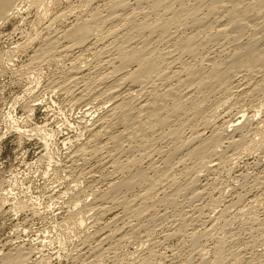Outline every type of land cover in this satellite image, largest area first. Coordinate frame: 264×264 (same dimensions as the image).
Here are the masks:
<instances>
[{
  "label": "rangeland",
  "instance_id": "374dc122",
  "mask_svg": "<svg viewBox=\"0 0 264 264\" xmlns=\"http://www.w3.org/2000/svg\"><path fill=\"white\" fill-rule=\"evenodd\" d=\"M145 1L122 0L123 6L121 0H26L9 23L0 25V264L18 252H24L21 264H264V64L251 67L246 58L252 52V56L264 58V5L258 0H164L169 2L167 6L164 2V7L156 10L153 2L160 0ZM234 1L241 2L239 9L247 12L236 10L243 16L239 22H244V30L240 29L242 23L235 26L227 17L235 11ZM181 11L183 17L173 18L172 14L182 16ZM94 15L102 22L98 32L86 45H76L68 31L91 21ZM124 16H131L132 26L136 20L134 28ZM140 21L151 26L156 22L154 26L164 31L149 34L146 30L142 36L134 35ZM124 29L132 30L133 35ZM217 33L222 36L216 37ZM192 36L199 40L194 38L195 57L183 52V40ZM129 39L134 40L129 44L131 49L142 46L144 54L151 57L153 52L155 63L159 61L148 85L125 82L127 73L137 69L136 64L121 72L116 70L120 65L118 49L127 48ZM239 58L245 59L235 67L234 59ZM212 67H224V85L214 82ZM184 68L205 71L198 76L208 78L211 88L200 86L197 76L188 84ZM105 76L109 79L104 82ZM117 86L120 94L113 98L108 90ZM151 99L160 101L158 107L153 104L158 110L163 107L159 111L167 117L174 110L173 104H181L184 111L170 114L168 126L145 131L138 125H119L112 115L116 102L128 106L132 102L135 112ZM141 117L146 119L145 114ZM131 133L135 137H130ZM198 134H202V142L212 143L220 137L214 142L216 154L209 143L206 156H190L200 146V140H193ZM126 164L131 165L126 168ZM118 166L128 170L122 167L119 170L124 173H119ZM138 174L141 177L135 182ZM146 176L150 183L143 181ZM131 177L135 183L128 190L112 187L130 183ZM148 186H153L154 192L147 191H151ZM141 193L148 196L142 199ZM134 196L137 201H132ZM140 200L144 207H140Z\"/></svg>",
  "mask_w": 264,
  "mask_h": 264
},
{
  "label": "bare ground",
  "instance_id": "6f19581e",
  "mask_svg": "<svg viewBox=\"0 0 264 264\" xmlns=\"http://www.w3.org/2000/svg\"><path fill=\"white\" fill-rule=\"evenodd\" d=\"M26 0H0V25L1 24H3L5 21H6V23H4V24H7V23H9V19H10V17L12 18V16L13 15H15L16 14V12H17V10L18 9H20V8H18L20 5V3L22 4V3H24ZM28 1V0H27ZM86 1V0H85ZM143 1V0H142ZM176 1V0H175ZM228 1H231V0H228ZM239 1H241V0H239ZM29 2H30V0H29ZM33 2V1H32ZM37 2V1H36ZM117 2V1H116ZM126 2H128V1H126ZM144 2H146L145 0H144ZM148 2V1H147ZM165 2V6H167V4L166 3H169V2H166V1H159V2H153V3H155L156 5H155V9L156 10H158L160 7H162L163 6V3ZM200 2V1H199ZM212 2H213V0H212ZM219 2H220V0H219ZM232 2V1H231ZM235 2V1H234ZM242 2V1H241ZM241 2H238V3H240V4H242ZM257 2V1H256ZM120 3H122V0H121V2ZM123 3H124V1H123ZM122 3V5L123 6H126V4H123ZM210 3V2H209ZM214 3H216L215 1H214ZM220 3H222V2H220ZM238 3H236L235 2V4H233L232 6H234V8H233V10L235 9V11H233V12H231V13H228L229 15H227V17L229 16V19H230V22L231 23H233V24H237V25H235V26H241V28L240 29H242L243 28V26H245V25H243L244 24V22H239V18H240V21L242 20L241 18H243V16H241L240 17V15L239 14H237L238 12L236 11V10H241V9H239V7H240V5L238 4ZM246 3V2H245ZM116 4H118V2L117 3H115L114 5V7H116ZM147 4V3H146ZM183 4V3H182ZM203 4V3H202ZM201 4V5H202ZM228 4V3H227ZM253 4V3H252ZM258 4L259 5H261V6H263L264 5V0H258ZM138 5H139V3H138ZM239 5V6H238ZM26 6V5H25ZM41 6V5H40ZM119 6V5H118ZM153 6H154V4H153ZM153 6H151V7H149V8H151V9H154L153 8ZM170 6V5H169ZM198 6V5H197ZM197 6H195V8L197 7ZM203 6H205V5H203ZM213 6V5H212ZM211 6V7H212ZM216 6V5H215ZM220 7L222 6V5H219ZM229 6V5H228ZM235 6H238V9L235 7ZM242 6V5H241ZM248 6H250V5H248ZM256 6V5H255ZM113 6H111V8H112ZM113 7V8H114ZM164 7V6H163ZM225 7V6H224ZM253 7V6H252ZM258 7V6H257ZM22 8H23V6H22ZM106 8V7H105ZM112 8V9H113ZM119 8H121L120 6H119ZM123 8H125V7H123ZM126 8H128V7H126ZM182 8V7H181ZM205 8H206V6H205ZM213 8H214V6H213ZM213 8H211V9H213ZM219 8V7H218ZM242 8V7H241ZM249 8V7H248ZM256 8V7H255ZM263 8V7H262ZM38 9V8H37ZM45 9V8H44ZM114 9H116V8H114ZM167 9H169V8H166V10L165 11H168ZM171 9H172V7H171ZM185 9V8H184ZM220 9V8H219ZM244 9V8H243ZM20 10H22V9H20ZM121 10H123V9H121ZM155 10V11H156ZM222 10V9H221ZM246 11L248 10V9H245ZM262 10H264V9H262ZM24 11V10H23ZM135 11V10H134ZM134 11H133V13H134ZM155 11L153 12V13H155ZM164 11V10H163ZM164 11V12H165ZM171 11V10H170ZM170 11H168V12H170ZM174 11V10H173ZM192 10H190V12H191ZM214 11V10H213ZM229 11V10H228ZM241 11H243L244 12V14L246 13L247 14V12H245L244 10H241ZM159 12H160V10H159ZM178 12V11H177ZM176 12V13H177ZM184 13V11H181V15L182 16H178L177 14V16L175 15L174 16V14H172V16H173V18L175 17V19L177 18V17H179V18H181V17H183V13ZM193 12V11H192ZM208 12L210 13V10H208ZM226 12V11H225ZM19 13V12H18ZM137 13V12H136ZM179 13V12H178ZM261 13V12H260ZM52 14V13H51ZM121 14V13H120ZM130 14H132V13H130ZM148 14V13H147ZM147 14H144V15H147ZM168 14V13H167ZM167 14H164V15H167ZM243 13L241 14V15H244ZM45 15V14H44ZM49 15V14H48ZM89 15V14H88ZM126 15V14H125ZM151 15V14H150ZM158 15V14H157ZM162 15V14H161ZM160 15V16H161ZM187 15V14H186ZM192 15H193V13H192ZM191 15V16H192ZM262 15V14H261ZM260 15V16H261ZM99 16H101V14L99 15ZM115 16V15H114ZM195 16V15H194ZM246 16V15H245ZM248 16H250V14L248 15ZM116 17H118V16H116ZM124 17H127V19H130L131 18V16H130V18H129V16H124ZM196 17V16H195ZM226 17V18H227ZM257 17V16H256ZM58 18H59V16H58ZM62 18V17H61ZM113 18V17H112ZM159 18V17H158ZM187 18V17H186ZM189 18V17H188ZM192 18V17H191ZM224 18V17H223ZM127 19H124V20H127ZM172 19V18H171ZM175 19H173V21L175 20ZM244 19H247V16H246V18H244ZM243 19V20H244ZM7 20H8V22H7ZM38 20V19H37ZM85 20V19H84ZM87 20V19H86ZM85 20V21H86ZM111 20V19H110ZM121 20V19H120ZM146 20V19H145ZM157 20V19H156ZM181 20V19H180ZM188 20V19H187ZM222 20V19H221ZM220 20V21H221ZM11 21V20H10ZM88 21V20H87ZM101 21V19L100 18H98V15L96 16V15H94L92 18H91V21L89 20L88 22H84V23H80V24H77L76 26H74L73 28H72V30H67L69 33L67 34L68 36H69V39H71L76 45H79V46H83V45H86L87 43H88V41L91 39V37L93 36V35H96V33L98 32L97 30H98V28H99V26H100V24H99V22ZM102 21L104 22V19H102ZM129 21V25L131 24V26H132V22H133V20H128ZM136 21V20H135ZM135 21H134V25L132 26L133 28H134V26H135ZM152 21V20H151ZM158 21V20H157ZM141 22V21H140ZM185 22V21H184ZM211 22V21H210ZM242 23L241 25H238V23ZM55 23V22H54ZM100 23H102V22H100ZM123 23H124V21H123ZM148 23H150V22H148L147 21V23H143L142 24V22L141 23H139V24H141L140 26L138 25L136 28H135V30H133L132 28V30L133 31H135V34L134 35H136V34H138V35H141L140 33L142 32V35H143V31L144 32H146V30L148 31V33L150 34L151 33V31H158V29H160V30H162V31H164V29H161V28H158V27H155L154 25H156L155 23H154V25L153 26H151V25H149ZM166 23H168V22H166ZM176 23V22H175ZM199 23V22H198ZM40 24V23H39ZM50 24H52V23H50ZM104 24V23H103ZM125 25H126V23H124ZM128 24L126 25V27L125 26H123V28L125 27V28H127V26H128ZM172 24V23H171ZM196 24H197V22H196ZM201 24H202V22H201ZM99 25V26H98ZM166 25V24H165ZM164 24H163V27L165 26ZM210 25V24H209ZM227 25V24H226ZM258 25V24H257ZM3 26V25H2ZM159 26V25H158ZM167 26V25H166ZM234 26V25H233ZM160 27H162V26H160ZM209 27V26H208ZM215 27V26H214ZM225 27V26H224ZM101 28V27H100ZM222 28V27H221ZM234 28V27H233ZM261 28H262V26H261ZM213 29V28H212ZM227 29V28H226ZM226 29H224L223 28V31H227ZM232 29V28H231ZM126 29H124V31H125ZM132 30H126V31H131L130 32V35H133V33H132ZM206 30H208L207 28H206ZM221 30V29H220ZM233 30V29H232ZM234 30H237V29H234ZM242 30H244V29H242ZM165 31H167V30H165ZM208 31H211L210 29L208 30ZM114 32H116V31H114ZM239 32V31H238ZM241 32V31H240ZM240 32H239V34H240ZM256 32V31H255ZM117 33V32H116ZM128 33V32H127ZM159 33V32H158ZM161 33V32H160ZM166 35H167V33L166 32H164ZM163 33V34H164ZM226 33V32H225ZM129 34V33H128ZM147 34V33H146ZM148 34V35H149ZM163 34H161V35H163ZM164 34V35H165ZM218 34V33H217ZM236 34H237V32H236ZM53 35V34H52ZM115 35H117V34H115ZM130 35H127V37L129 36L130 37ZM137 35V36H138ZM141 35V36H142ZM156 35V34H155ZM221 35V33L220 34H218V35H216V37H218V36H220ZM257 35V34H256ZM112 36V35H111ZM140 36V37H141ZM151 36H153V33H152V35H149V37L150 38H152ZM175 36V35H174ZM222 36V35H221ZM220 36V37H221ZM240 36V35H239ZM128 37V38H129ZM132 37V36H131ZM139 37V36H138ZM138 37H136V38H138ZM164 37V36H163ZM213 37V36H212ZM215 37V38H216ZM220 37L218 38V40L220 39ZM224 37V36H223ZM222 37V38H223ZM228 37V36H227ZM231 37V36H230ZM237 37V36H236ZM256 37V36H255ZM65 38V37H64ZM67 38V37H66ZM124 38H126V37H124ZM134 38V37H133ZM147 37H145V39H146ZM191 38V37H190ZM190 38H186V39H188V40H186V41H184L183 40V43H182V45L184 44V51H183V47H182V50L181 51H183V52H185V50H186V53H188V55H191V56H196V52H195V54H193V47L195 46V41H194V38H196L197 40H198V38H197V36L195 37L194 36V38H193V36H192V38L190 39ZM232 38V37H231ZM102 39V38H101ZM175 39V38H174ZM226 39V38H225ZM241 39V38H240ZM239 38H238V40H240ZM66 40V39H65ZM129 40H131V41H127V43H125V42H123L122 40V42L123 43H125L126 45H128V47L126 48H124V47H119V48H121V49H118V50H120L119 52H118V57H117V59L116 60H118L119 61V63H120V65L118 66V68L116 69V70H118V72L120 71H123V70H126V69H128V67L129 66H132V65H137V69L135 70V71H133V72H129V73H127V75L125 76V82H129V83H132L133 85H140L141 83H148V81H150L152 78H153V73L155 72V70H156V66H158V64H159V61L157 62L156 61V63H155V56L154 57H152L153 56V52H152V56L150 57V54H149V57L146 55L147 53H145L144 54V52L140 49V48H138V49H131L130 47H129V44H131L130 42H132V41H134L133 39H129ZM170 40V39H169ZM168 40V41H169ZM242 40V39H241ZM60 41V40H59ZM69 41V40H68ZM148 41H150L149 39H148ZM199 41V40H198ZM212 41V40H211ZM167 42V41H166ZM165 42V43H166ZM180 42V41H179ZM240 42V41H239ZM238 42V43H239ZM98 43H100V41H98ZM118 43V42H117ZM142 43H143V41H142ZM145 43H147L148 45H149V43L147 42V41H145ZM199 43V42H198ZM257 43H258V41H257ZM57 44V43H56ZM201 44V43H200ZM251 44H252V42H251ZM54 45H55V43H54ZM146 45V44H145ZM177 45V44H176ZM180 45H181V43H180ZM250 45V44H249ZM256 45V44H255ZM254 44L253 45H251V46H255ZM57 46V45H56ZM119 46H121V45H119ZM137 46V45H136ZM136 46H133V47H136ZM197 46V45H196ZM199 46V45H198ZM259 46V45H258ZM257 46V47H258ZM94 47V46H93ZM132 47V46H131ZM150 47V46H149ZM159 47V46H158ZM181 47V46H180ZM248 47V46H247ZM246 47V48H247ZM74 48V47H73ZM76 48V47H75ZM104 48V47H103ZM108 48H109V46H108ZM137 48V47H136ZM144 48V47H143ZM147 48V47H146ZM198 48L199 47H196V49H197V51H198ZM202 48V47H201ZM245 48V49H246ZM255 48V47H254ZM253 48V49H254ZM259 48V47H258ZM55 49H56V47H55ZM65 49V48H64ZM140 49V50H139ZM179 49V48H178ZM177 49V50H178ZM158 50V49H157ZM156 50V51H157ZM168 50V49H167ZM240 50H241V48H240ZM250 49H248V51H249ZM48 51V50H47ZM65 51H67V49L65 50ZM194 51H196V50H194ZM220 51V50H219ZM226 51V50H225ZM248 51H247V53H248ZM251 51V50H250ZM147 52H148V50H147ZM104 53V52H103ZM161 53H162V51H161ZM198 53V52H197ZM253 53V52H252ZM252 53H248L247 55H248V57H249V54H251V57H247V55H246V58H247V60L249 59V61L247 62V63H249V66H251V67H256L255 65L257 64H260V63H262V64H264L263 62H264V58H263V56H260V55H257V54H255V56H254V54H253V56H252ZM98 54V53H97ZM175 54V53H174ZM183 54V53H182ZM193 54V55H192ZM246 54V53H245ZM46 55V54H45ZM70 55V54H69ZM262 55V54H261ZM68 56V55H67ZM113 56V55H112ZM200 56V55H199ZM240 55H238V57H239ZM109 57H110V55H109ZM157 57H159V55L157 56ZM194 57H192V58H194ZM198 57V56H197ZM237 57V56H236ZM238 57H237V59H238ZM37 58V57H36ZM99 58V57H98ZM220 58V57H219ZM39 59V58H38ZM195 59V58H194ZM236 59V60H237ZM245 59V58H244ZM244 59H240L239 58V60H235L234 59V62H235V67H240L241 65H242V62H243V60ZM96 60V59H95ZM115 60V61H116ZM160 60V59H159ZM179 60V59H178ZM207 60V59H206ZM246 60V61H247ZM112 61V60H111ZM183 61V60H182ZM94 62V61H93ZM164 62H165V60H164ZM174 62V61H173ZM178 62V61H177ZM176 62V63H177ZM180 62V61H179ZM210 62V61H209ZM229 62H232L231 60L229 61ZM45 63V62H44ZM175 63V64H176ZM228 63V62H227ZM108 64H110V62L108 63ZM246 64V63H245ZM245 64H243V66L245 65ZM111 66H112V64H110ZM169 65V64H168ZM184 65V64H183ZM230 65V64H229ZM231 65H233V63L231 64ZM247 65V64H246ZM261 65V64H260ZM114 66V65H113ZM203 66V65H202ZM213 66V65H212ZM217 66V65H216ZM95 67V66H94ZM165 67V66H164ZM170 67H171V65H170ZM185 67V66H184ZM221 66H219V68H220ZM264 67V66H263ZM263 67H261V68H263ZM99 68V67H98ZM160 68V66L157 68V69H159ZM169 68V67H168ZM188 68V67H187ZM187 68H184V70L185 69H187ZM193 68H194V66H193ZM213 68V67H212ZM222 68H224V67H222ZM221 68V69H222ZM226 68V67H225ZM234 68V67H233ZM114 69V68H113ZM183 69V68H182ZM181 69V70H182ZM201 69H202V67H201ZM204 69V68H203ZM218 68H213L212 69V78L215 80H213L214 82H220L221 83V80H223V77L224 76H226L227 74L226 73H224L225 71H223V69H222V71H223V73H222V71H221V69H218ZM229 69V68H228ZM241 69H242V67H241ZM250 69V68H249ZM160 70V69H159ZM235 70H236V68H235ZM257 70V69H256ZM171 71V70H170ZM209 71V70H208ZM229 71H231L230 69H229ZM196 72V73H195ZM198 72H200V70H194V69H192V68H190V69H187V74H188V77L186 76V78L188 79V80H184V81H189V82H194L195 81V77H196V79L198 78V77H200V81L197 79L196 81L198 82H200L199 84H200V86H202V85H204V86H207L208 87V85H209V83L206 81L208 78H206V79H203V77H204V75H203V77L202 76H198ZM205 72V71H204ZM204 72H200V74H204ZM227 72H228V70H227ZM234 73L236 72V71H233ZM240 72V71H239ZM74 73V72H73ZM79 73V72H78ZM77 73V74H78ZM113 73H117L116 71L115 72H113ZM158 73L159 72H157L156 71V74L158 75ZM164 73V72H163ZM175 73V72H174ZM177 73V72H176ZM238 73V72H237ZM72 74V73H71ZM114 74V75H115ZM120 74V73H119ZM167 74V73H166ZM208 75H210L209 73H207ZM256 74V73H255ZM156 75V76H157ZM178 75V74H177ZM176 75V76H177ZM182 75V74H181ZM86 76V75H85ZM89 76V75H88ZM91 76V75H90ZM176 76H175V78H173V79H176ZM211 76H208L210 79H211ZM235 76V75H234ZM159 77V76H158ZM167 77H169V75L167 76ZM179 78V77H178ZM185 78V79H186ZM224 78H226L227 79V76L226 77H224ZM233 78V77H232ZM231 78V79H232ZM107 79H109L108 77H106L105 76V78H104V82L107 80ZM171 79V78H170ZM247 79V78H246ZM245 79V80H246ZM102 81H103V79H101ZM100 80V81H101ZM211 80V81H212ZM220 80V81H219ZM101 81V82H102ZM183 81V85H184V83H186V82H184ZM210 81V83L211 84H213L212 82ZM228 81H230V80H228ZM247 81V80H246ZM74 82V81H73ZM77 82V81H76ZM84 82H86V81H84ZM99 82V81H98ZM103 82V83H104ZM119 82V81H118ZM124 82V83H125ZM170 82V81H169ZM189 82H187L188 84H189ZM196 82V83H197ZM225 82V81H224ZM227 82V81H226ZM89 83V82H88ZM120 83H122V82H120ZM146 83V84H147ZM150 83V82H149ZM168 83V82H167ZM181 83H179V84H181ZM186 83V84H187ZM220 83L217 85V86H219L220 85ZM182 84H181V86H182ZM224 85V83H221V85ZM226 84V83H225ZM96 85V84H95ZM116 85V84H115ZM148 85V84H147ZM151 85V84H150ZM149 85V86H150ZM193 85H195V84H193ZM192 85V86H193ZM214 85H215V83H214ZM214 85L212 86V88L214 87ZM220 85V86H221ZM262 85H264V83L262 84ZM64 86V85H63ZM62 86V87H63ZM112 86V85H111ZM141 86H142V84H141ZM169 86V85H168ZM185 86V85H184ZM196 86H198L197 84H196ZM210 87H208V88H211V85H209ZM85 87V86H84ZM93 87V86H92ZM188 87V86H187ZM225 87V89H227V86H224ZM73 88V87H72ZM118 88H120L119 86H117V87H112V88H110L108 91H109V94H110V96H112L113 98H117V95L118 94H120L119 93V90H118ZM156 88V87H155ZM158 88V87H157ZM191 88V87H190ZM204 88V87H203ZM223 88V87H222ZM229 88V87H228ZM242 88V87H241ZM259 89H257V90H259L260 91V87H258ZM200 89V88H199ZM206 89V88H205ZM256 89V88H255ZM264 89V88H263ZM121 90V89H120ZM147 90V89H146ZM158 90V89H157ZM178 90V89H177ZM176 90V91H177ZM183 90V89H182ZM200 90H202V87H201V89ZM222 90V89H221ZM233 90V89H232ZM262 90V89H261ZM90 91H92V89L90 90ZM89 91V92H90ZM96 90H94V92H95ZM105 91H106V89H105ZM122 91V90H121ZM167 91H169V90H167ZM172 90H170V92H171ZM192 91H193V89H192ZM196 91V90H195ZM220 91V90H219ZM228 91V90H227ZM226 91V92H227ZM254 91V90H253ZM256 91V90H255ZM254 91V92H255ZM73 92V91H72ZM107 92V91H106ZM154 92V91H153ZM152 92V93H153ZM179 92V91H178ZM213 92V91H212ZM233 92V91H232ZM70 93V92H69ZM88 93V92H87ZM105 93V92H104ZM139 93H140V91H139ZM147 93H149V92H147ZM172 93V92H171ZM200 93V92H199ZM231 93V92H230ZM252 93V92H251ZM127 94V93H126ZM61 95V94H60ZM107 95V94H106ZM137 96H139L138 95V93L136 94ZM142 95V94H141ZM140 95V96H141ZM150 96H151V94H149ZM155 95V94H154ZM182 95V94H181ZM181 95H179L180 97H181ZM149 96V98H151ZM157 96H159L158 94L156 95V97ZM172 96H174V95H172ZM176 96V95H175ZM142 97V96H141ZM144 97V96H143ZM154 97V96H153ZM104 98V97H103ZM110 98V97H109ZM112 98V99H113ZM155 98V97H154ZM162 97H160V99H161ZM172 98V97H171ZM176 98V97H175ZM175 98H173V99H175ZM131 99H132V96H131ZM142 99V98H141ZM159 99V97H158V100H160ZM163 99V98H162ZM190 99H191V97H190ZM84 100V99H83ZM96 100V99H95ZM106 100V99H105ZM117 100V99H116ZM119 100V99H118ZM152 100V99H151ZM158 100L156 99V102L155 101H146V103H144V105H142V106H140L139 108H138V110H136L135 112H134V109H133V106H131L132 105V102L129 104L130 106H128V104L127 105H123L122 103H119L118 104V102H116L115 103V107H114V109H113V112H112V115L114 114L115 115V118L114 119H116V121H117V123L119 124V125H122V126H125V125H128L127 127L128 128H134V125H138V128H140V126L143 128V130L145 131V129L146 128H150V127H152V128H156V127H166V125L168 126L169 124H168V121L170 120V119H172V118H169V117H172V116H170V114H173V116H174V114L176 115V114H178V112L182 109L183 110V108H182V106H181V104L177 107V105L176 106H174V104L172 105L173 107H171V108H173V109H171V111L172 112H167L166 110V112L168 113V117L166 116L167 114H165V115H162L161 113H160V111L159 110H162V108L161 109H157L156 107H155V105L157 104V107H158V104L160 105V101H159V103H158ZM164 100V99H163ZM167 100V99H166ZM170 100V99H169ZM176 101L175 102H177V99H175ZM74 101V100H73ZM103 101V100H102ZM138 101V100H137ZM92 102V101H91ZM106 102V101H105ZM112 102H114V101H112ZM134 102H135V104H136V101L134 100ZM174 102V101H173ZM182 102V101H181ZM189 102V101H188ZM127 103V102H126ZM155 105H154V104ZM163 103H165V101L163 102ZM194 103V102H193ZM85 104V103H84ZM138 104V103H137ZM220 104V103H219ZM114 105V104H113ZM200 105V104H199ZM235 105V104H234ZM181 106V107H180ZM187 106V105H186ZM194 106V105H193ZM184 107V106H183ZM166 108V107H165ZM164 108V109H165ZM170 108V107H169ZM220 108V107H219ZM166 109H168V108H166ZM193 110V109H192ZM200 110V109H199ZM184 111V110H183ZM215 111V110H214ZM161 112H164V111H161ZM165 112V113H166ZM193 112V111H192ZM182 113V112H181ZM195 113V112H194ZM204 113V112H203ZM206 113V112H205ZM228 113V112H227ZM144 114H145V117H146V119H144L143 117H141L142 115L144 116ZM164 114V113H163ZM195 115H198V113H195ZM254 116V115H253ZM194 117V116H193ZM200 117V116H199ZM105 118V117H104ZM142 118H143V120H145L143 123H142ZM168 118H169V120H168ZM109 119V118H108ZM181 119V118H180ZM184 119V118H183ZM196 119V118H195ZM249 119V118H248ZM251 119V118H250ZM102 121V120H101ZM181 121V120H180ZM103 122V121H102ZM170 122V121H169ZM173 122V121H172ZM202 122H203V119H202ZM131 123V124H130ZM198 123V122H197ZM229 123V122H228ZM240 123V122H239ZM173 124H175V123H173ZM171 125V124H170ZM223 125V124H222ZM114 126V125H113ZM113 126H111V127H113ZM207 126V125H206ZM200 127H202V126H200ZM204 127V126H203ZM125 128V127H124ZM128 128H125V130L126 129H128ZM137 128V129H138ZM145 128V129H144ZM148 128V129H149ZM207 128H208V126H207ZM114 129V128H113ZM141 129V128H140ZM139 129V130H140ZM196 129H197V127H196ZM124 130V131H125ZM133 129H131V131H132ZM138 130V131H139ZM190 130V129H189ZM199 130V129H198ZM108 131V130H107ZM107 131H105V132H103V134L105 133V134H107ZM129 131V130H128ZM141 131V130H140ZM139 131V132H140ZM164 131V130H163ZM174 131V130H173ZM192 131V130H191ZM195 131V130H194ZM235 131H237V129L235 130ZM37 132V131H36ZM101 132V131H100ZM99 132V133H100ZM113 132V131H112ZM120 132V131H119ZM126 132V131H125ZM134 132H137V131H135L134 130ZM133 132V134H137V133H139V132H137V133H134ZM143 132V131H142ZM142 132H140L141 134H142ZM153 132V131H152ZM176 132V131H175ZM223 132V131H222ZM235 133V132H234ZM124 134V133H123ZM132 133L131 134H129V135H131L130 137H135V135H133ZM112 135V134H111ZM122 135V134H121ZM133 135V136H132ZM169 135V134H168ZM172 135H173V133H172ZM177 135V134H176ZM179 135V134H178ZM200 135H202V134H200ZM199 134L196 136V137H194L195 139H193L194 141H198V140H200V142L202 143H200V146L198 145L197 146V148H194L193 149V153H192V151H191V153H190V156L192 155L193 157H195V158H202L203 156H206V154H205V151H207L206 149H208L210 146H213V148H214V145H215V143L217 142L216 140L218 139L219 140V138L220 137H218V138H216V139H214V137H213V141L215 142H212V143H210L211 141L209 140V138H207V141L208 142H202L201 141V136H200ZM219 135V134H218ZM221 135H222V133H221ZM220 135V136H221ZM232 135V134H231ZM100 136V135H99ZM185 136V135H184ZM95 137V136H94ZM104 137H106L105 135H104ZM122 137V136H121ZM126 137V136H125ZM129 137V136H128ZM128 137L126 138V139H128ZM137 137H139V135H137ZM172 137V136H171ZM117 138V137H116ZM116 138L114 139V140H116ZM140 138V137H139ZM161 138V137H160ZM175 138V137H174ZM212 138V137H211ZM118 139V138H117ZM133 139V141H135V139L134 138H131V140ZM137 139V138H136ZM185 139V138H184ZM89 140V139H88ZM91 140V139H90ZM113 140V139H112ZM129 141H130V139H128ZM141 140V139H140ZM153 140V139H152ZM151 140V141H152ZM167 140V139H166ZM174 140V139H173ZM175 140H177L176 138H175ZM132 141V142H133ZM137 141V140H136ZM177 141H179V140H177ZM193 141V142H194ZM220 141V140H219ZM46 142V141H45ZM115 142V141H114ZM166 142V141H165ZM185 142V141H184ZM89 143V142H88ZM109 143V142H108ZM119 143V142H118ZM128 143V142H127ZM168 143V142H167ZM192 143V142H191ZM211 145H210V144ZM218 143V142H217ZM220 143V142H219ZM45 144V143H44ZM114 144V143H113ZM148 144V143H147ZM207 144H209V147L207 146ZM121 145H122V143H121ZM178 145V144H177ZM235 145H236V143H235ZM109 146V145H108ZM111 146V145H110ZM120 146V145H119ZM122 146H124V145H122ZM136 146H138V145H136ZM156 146V145H155ZM217 146V145H216ZM220 146H222V145H220ZM220 146H218V147H220ZM148 147H149V145H148ZM183 147H185V146H183ZM114 148V147H113ZM117 148V147H116ZM143 148V147H142ZM153 148V147H152ZM179 148V147H178ZM97 149V148H96ZM96 149H94V150H96ZM99 149V148H98ZM106 149H108V147L106 148ZM112 149V148H111ZM115 149V148H114ZM145 149V148H144ZM148 149V148H147ZM92 150V149H91ZM118 150V149H117ZM131 150H132V148H131ZM149 150V149H148ZM154 150V149H153ZM214 150H217V147L216 148H214L213 149V153L215 152ZM221 150V149H220ZM78 151V150H77ZM76 151V152H77ZM103 151V150H102ZM115 151V150H114ZM128 151H129V149H128ZM211 151V150H210ZM97 152V151H96ZM138 152V151H137ZM153 152V151H152ZM79 153V152H78ZM78 153H76L77 154V156H78ZM91 153V152H90ZM116 153H117V151H116ZM176 153H177V151H176ZM210 153V154H209ZM207 152V155H211V154H213V153H211V152ZM98 154V153H97ZM205 154V155H204ZM214 154H216V152L214 153ZM74 154H72V156H73ZM112 155V154H111ZM141 155V154H140ZM173 155V154H172ZM71 156V157H72ZM96 156V155H95ZM149 156V155H148ZM153 156V155H152ZM190 156H188L190 159H192L193 157H190ZM122 157V156H121ZM217 157H219V156H217ZM216 157V158H217ZM142 158V157H141ZM84 159V158H83ZM94 159V158H93ZM126 159V158H125ZM169 159V158H168ZM185 159V158H184ZM203 159H206V157L205 158H203ZM97 160V159H96ZM201 160V159H200ZM207 160V159H206ZM75 161V160H74ZM86 161V160H85ZM121 161V160H120ZM133 161V160H132ZM141 161V160H140ZM156 161V160H155ZM187 161V160H186ZM195 161H196V159H195ZM203 161H205V160H202V162ZM192 162V161H191ZM199 162V161H198ZM128 163H129V161H128ZM134 163H136V162H134ZM133 163V164H134ZM143 163V162H142ZM170 163V162H169ZM206 163V162H205ZM122 164V163H121ZM196 164V163H195ZM199 164H201V163H199ZM127 165V164H126ZM129 165H131V164H128L127 166H126V168L128 167L129 168ZM140 165V164H139ZM154 165V164H153ZM167 165H169V164H167ZM173 165V164H172ZM203 165V163L201 164V168L204 166H202ZM218 165V164H217ZM119 166H121V165H119ZM118 166V169L117 170H119V168H122V167H119ZM175 166V165H174ZM197 166V165H196ZM82 167V166H81ZM117 167V166H116ZM193 167V166H192ZM206 167H208V166H206ZM194 168V167H193ZM198 168V167H197ZM85 169V168H84ZM113 169V168H112ZM123 170H125L124 169V167L122 168ZM122 169L121 170H119V173H124V172H122ZM178 169V168H177ZM203 169V168H202ZM126 170H128V169H126ZM125 170V171H126ZM161 171H162V169H160ZM165 170V169H164ZM121 171V172H120ZM130 171V170H129ZM140 171V170H139ZM185 171H187V170H185ZM137 172V171H136ZM146 172V171H145ZM156 172V171H155ZM160 172V171H159ZM169 172V171H168ZM84 173V172H83ZM141 173V172H140ZM156 173H158V172H156ZM164 173V172H163ZM174 173V172H173ZM181 173V172H180ZM190 173V172H189ZM191 173H193V172H191ZM142 174V173H141ZM182 174V173H181ZM123 175V174H122ZM140 174H138V176H136V180H135V182L138 180V177H141V176H139ZM157 175V174H156ZM163 175V174H162ZM166 175V174H165ZM174 175V174H173ZM189 175V174H188ZM198 175H199V173H198ZM201 175V174H200ZM130 176V175H129ZM168 176V175H167ZM159 177V176H158ZM164 176H162V177H160V179H158L157 177V180H160L161 181V179L163 178ZM187 177V176H186ZM130 178V177H129ZM146 178L147 179H145V180H143V181H148V178L149 177H147L146 176ZM142 179H144V176H143V178ZM194 179V178H193ZM127 180H129V179H127ZM132 177H131V182L129 183V181H126L125 182V179H124V182L125 183H117V184H119V185H114V186H112V187H114V188H116V191H120L122 188H126V190H128L127 188H130V186H132L131 184H133L134 185V183L135 182H132ZM139 180H141V179H139ZM150 180H151V178H150ZM105 181V180H104ZM123 181V180H122ZM160 181H158V182H160ZM149 182V181H148ZM156 182V181H155ZM175 182V181H174ZM193 182H194V180H193ZM150 183V182H149ZM157 183V182H156ZM173 183V182H172ZM137 184H139V182L137 183ZM136 184V185H137ZM144 184V183H143ZM142 184V185H143ZM153 184V183H152ZM157 184H159V183H157ZM174 184V183H173ZM140 185H141V183H140ZM150 185V184H149ZM154 186H155V184H153ZM185 185V184H184ZM193 185V184H192ZM206 185V184H205ZM117 186H118V188H117ZM190 186V185H189ZM138 187V186H137ZM148 187H151V186H148ZM172 187V186H171ZM178 188V187H177ZM180 188V187H179ZM205 188V187H204ZM131 189H132V187H131ZM134 189V188H133ZM151 189V191L150 190H147V191H149V192H154V191H152V189H154L153 188V186L150 188ZM174 189H176V188H174ZM191 189H193V187L191 188ZM81 190V189H80ZM155 190V189H154ZM164 190V189H163ZM178 190V189H177ZM190 190V189H189ZM122 191V190H121ZM130 191V190H129ZM173 191V190H172ZM180 191H181V189H180ZM188 191V190H187ZM81 192V191H80ZM112 193H113V191H111ZM110 192V193H111ZM115 192V191H114ZM109 193V194H110ZM199 193V192H198ZM116 194H118V193H116ZM128 194V193H127ZM153 194V193H152ZM175 194H176V192H175ZM181 194V193H180ZM196 194V193H195ZM200 194V193H199ZM107 195V194H106ZM106 195H104V198H105V196ZM141 195H142V199L144 198V196L143 195H147L146 193L145 194H142L141 193ZM141 195H139V196H141ZM150 196H151V193L149 194ZM76 196H78V195H76ZM75 196V197H76ZM118 196V195H117ZM148 196V195H147ZM158 196V195H157ZM165 196H166V198H167V195L165 194ZM171 196H173V195H171ZM74 197V198H75ZM90 197V196H89ZM113 197V196H112ZM110 198V197H109ZM126 198V197H125ZM134 198H135V196H134ZM148 198V197H147ZM152 197H149L148 199H151ZM172 198V197H171ZM179 198V197H178ZM106 199V198H105ZM104 199V200H105ZM118 199V198H117ZM136 200H132V201H137V198H135ZM174 199V198H173ZM172 199V200H173ZM101 200V198L99 199V201ZM107 200H109L108 198H107ZM114 200V199H113ZM119 200H121V199H119ZM138 200H139V197H138ZM145 200V199H144ZM198 200V199H197ZM75 201H77V200H75ZM74 201V202H75ZM94 201V200H93ZM95 201H97V200H95ZM94 201V202H95ZM131 201V202H132ZM142 201V202H141ZM150 201H152V200H150ZM78 202V201H77ZM115 202V201H114ZM175 202V201H174ZM103 203V202H102ZM125 203V202H124ZM129 203V201L126 203V204H128ZM136 202H134L133 204H135ZM140 207H144V206H141L142 205V203H143V200H140ZM161 203V202H160ZM79 204V203H78ZM144 204V203H143ZM191 204V203H190ZM66 205V204H65ZM96 205V204H95ZM118 205H120V203L118 204ZM122 205V204H121ZM124 205V204H123ZM122 205V206H123ZM132 205V204H131ZM139 205V204H138ZM157 205V204H156ZM163 205H165V204H163ZM170 205V204H169ZM72 206V205H71ZM100 206V205H99ZM106 206V205H105ZM136 205H134V207H135ZM80 207V206H79ZM86 207H88V206H86ZM127 206H125V207H123V208H126ZM140 207L138 208V209H140ZM96 208H98V207H96ZM130 208V207H129ZM129 208L126 210V212H128L129 211ZM146 208V207H145ZM156 208V207H155ZM17 209V208H16ZM131 209H132V207H131ZM134 210V209H133ZM133 210H132V214H128L129 216L130 215H133ZM148 210V209H147ZM146 210V211H147ZM204 210V209H203ZM99 211V210H98ZM115 211V210H114ZM131 211V210H130ZM135 211V210H134ZM137 211V210H136ZM135 211V212H136ZM139 211H141V209L139 210ZM142 211H144V209H142ZM153 211V210H152ZM156 211V210H155ZM95 212V211H94ZM109 212H111V211H109ZM165 212H166V210H165ZM137 213V212H136ZM125 214V213H124ZM137 214H139V215H143V214H141V213H137ZM163 214V213H162ZM112 215V214H111ZM136 215V214H135ZM147 215V214H146ZM158 215V214H157ZM125 216V215H124ZM137 217H140V216H138V215H136ZM145 216V215H144ZM159 216V215H158ZM164 216H166V215H164ZM131 217V216H130ZM161 217V216H160ZM163 217V216H162ZM167 217V216H166ZM165 217V218H166ZM71 218V217H70ZM116 218V217H115ZM121 218V217H120ZM140 218H138V220H139ZM158 219V218H157ZM163 219V218H162ZM124 220V219H123ZM137 220V219H136ZM99 221V220H98ZM97 221V222H98ZM121 221V220H120ZM140 221V220H139ZM152 222V221H151ZM83 223V222H82ZM124 223V222H123ZM85 224V223H84ZM128 224V223H127ZM136 224V223H135ZM111 225V224H110ZM83 226V225H82ZM118 226V225H117ZM132 226H135V225H131L130 227H132ZM142 228H143V226H142ZM146 228V227H145ZM105 229V228H104ZM110 229V228H109ZM102 230V229H101ZM133 231V230H132ZM135 231H137V230H135ZM134 231V232H135ZM209 231V230H208ZM118 232V231H117ZM139 232H140V230H139ZM139 232H138V234H139ZM96 234V233H95ZM109 234V233H108ZM111 234V233H110ZM179 234V233H178ZM204 234H206V233H204ZM173 235H175V234H173ZM192 235V234H191ZM96 236V235H95ZM107 236V235H106ZM132 237V236H131ZM130 237V238H131ZM171 237V236H170ZM198 237V236H197ZM106 238V237H105ZM114 238V237H113ZM123 238H124V236H123ZM126 238V237H125ZM125 238H124V240H125ZM112 240V239H111ZM123 240V239H122ZM84 241V240H83ZM107 241V240H106ZM104 242V241H103ZM122 242V241H121ZM101 246V245H100ZM103 247V246H102ZM100 251V250H99ZM21 252V251H20ZM93 252H96V251H92V253ZM103 252V251H102ZM21 253H24V252H21ZM21 253H19L18 252V254L16 255V256H11V255H9V256H7V258H6V260L5 261H3L2 263L3 264H21V262H22V260H23V258H24V256H22L23 254H21ZM26 253V252H25ZM30 253H32V252H30ZM12 254V253H11ZM28 254V253H27ZM26 254V255H27ZM101 258V256L99 257V259ZM22 259V260H21ZM96 259V258H95ZM2 260V259H1ZM25 260V259H24ZM98 262V261H97ZM96 262V263H97ZM22 263H24V262H22Z\"/></svg>",
  "mask_w": 264,
  "mask_h": 264
}]
</instances>
